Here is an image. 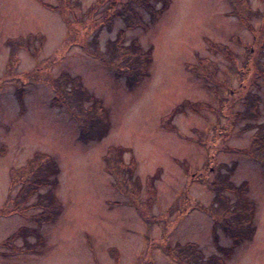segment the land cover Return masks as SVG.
Listing matches in <instances>:
<instances>
[{
    "label": "rangeland",
    "instance_id": "374dc122",
    "mask_svg": "<svg viewBox=\"0 0 264 264\" xmlns=\"http://www.w3.org/2000/svg\"><path fill=\"white\" fill-rule=\"evenodd\" d=\"M0 264H264V0H0Z\"/></svg>",
    "mask_w": 264,
    "mask_h": 264
},
{
    "label": "trees",
    "instance_id": "16d2710c",
    "mask_svg": "<svg viewBox=\"0 0 264 264\" xmlns=\"http://www.w3.org/2000/svg\"><path fill=\"white\" fill-rule=\"evenodd\" d=\"M166 2H167V0H165V3ZM148 6L150 7V10H152V6L147 4V7ZM110 8H112V5H110ZM152 11H153V13H155V9L152 10ZM113 15H111L108 12L106 14V16H104V18H103V20H104L103 23H106V25L110 24ZM117 15H119V14H117ZM130 25H132V24H130ZM135 25H137L136 22L132 26H135ZM124 49L127 51V53L125 52V54H126V56H128V60H129L127 63H125V66L128 67V73L130 75H133V79L136 82L140 78H142L143 75H144L143 73H145L147 71L144 68V66H146L147 62H145V63L143 61L140 62V61H138L139 60L138 58L134 59L135 56L143 55L142 53H139L140 48L138 47V44L136 42L131 43V45H129V47H125ZM134 62H139V63L136 64ZM136 74H138L137 77H136ZM83 125H84L83 126V130H84L83 132H86L87 126H86V124H83ZM109 154L111 155V151H109V153L106 154V156H105L106 158L105 159H108V155ZM50 157L51 156H49L47 154H43V153L36 155V157L33 158L32 161H31V166H32V164H33V166H32V170L29 171V174H28V171H27L26 167L22 168L21 170L19 168H17V169L16 168H12V170H11L12 172L10 171L11 176L13 177V181L12 182L13 183H17V184L21 183L23 185L21 191L18 194L19 195L18 199H15V200L13 199V202H14L13 205L22 206V204L27 203V201L31 197V194L33 192L36 193L37 191H39V188L43 187V186H49L48 187V191H47V193L44 192L45 194H39L38 195L39 198L47 199V200H49L50 204L51 203L54 204L53 203V201H54V195L53 194L54 193H53L52 189L57 184V181H58L57 174L59 172V168L57 166V163ZM121 160L123 161V159H121ZM48 173H50V175ZM12 177H11V179H12ZM233 186L231 185L229 187H231L234 190L235 189H237V190L240 189L239 191H244L246 189L245 186H244V188H243V186H241V187L240 186L233 187ZM222 187H223L222 184L218 183L219 198H220L221 201H222L221 198H224V194L222 195V192L220 191V190H222ZM223 189H224V187H223ZM18 201H20V202L18 203ZM38 201H39L38 203L42 204L40 199H38ZM226 205L233 206L234 203H228ZM252 209H253V205H252V203L249 202V205L247 207V211L246 212L250 213L252 211ZM234 210H235V207L231 210L233 212L232 215L235 213ZM50 212H47V213H50ZM47 213H41L39 215V218H41V217H43L42 219L47 218L48 217ZM43 215H45V216H43ZM249 215L248 216L244 215L241 218V220H242L241 223L243 222L242 225H245V227L249 225V229H250L249 231L250 232H248L247 230L246 231L249 234V236H251L252 235L253 226L250 223L251 216L249 217ZM234 216H236V215H234ZM39 218L34 216V219H35L36 222H42V219H40V221H39ZM226 218H229V217L226 216V217H223L222 219H226ZM246 218L248 219L247 221H246ZM221 220H219V221H221ZM222 222H223V225H224V223H226V224L228 223L227 226H229V228H228V231H230L229 233L233 236V239H234L236 245L240 244L242 242V240H244V238L240 234V230H239L240 221L239 220H234V221L230 222L227 219V220H223ZM216 225H217V222L215 223V226ZM25 230H29V229L24 226L23 228H21L19 230V235L21 233L20 231H23V234H24ZM35 230H36V228H31L30 227V231H31L32 235H33V232H35ZM215 239H216V242H218V237L217 236H216ZM192 247L193 248H190V249L194 253H197L196 252L197 251L196 247L194 245ZM226 254H229V253H226ZM198 256H201V254H199ZM215 257H217V256H215ZM197 263H198V261H197Z\"/></svg>",
    "mask_w": 264,
    "mask_h": 264
}]
</instances>
